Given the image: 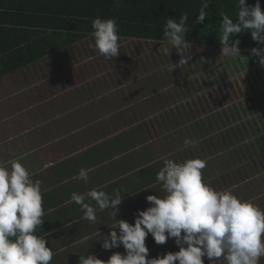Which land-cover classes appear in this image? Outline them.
Listing matches in <instances>:
<instances>
[{"label": "crops", "instance_id": "0c3cea01", "mask_svg": "<svg viewBox=\"0 0 264 264\" xmlns=\"http://www.w3.org/2000/svg\"><path fill=\"white\" fill-rule=\"evenodd\" d=\"M6 5L5 1L0 0V10L3 9L5 13L8 12L4 8ZM8 25L10 24L0 21V27ZM90 37L92 36L80 39L17 71L48 60L55 61L56 57L62 58L56 62V66H60L70 59V55L58 53L64 51L71 54V49L76 44ZM17 71L0 78V163L22 158L21 162L30 172L31 178L42 181L45 223L39 232L42 235L45 232L51 233L47 238L49 246L56 253L51 264H78L79 256L88 251L103 260H107L113 252L123 254L125 250L122 246L106 251L101 247V242H98L103 235L109 233V227L116 228L118 220L113 218L109 210H98V222L91 224L82 218L80 206L70 202L71 194H83L92 188L109 194L114 189H122L125 194L117 218L134 222L136 211L150 206L145 199L147 195L157 194L163 197L166 194L162 182L156 180V174L168 159L183 162L189 158H206L207 167L203 170V175L212 187L217 190L231 189L237 196L251 198L264 209V112L261 113L260 109L257 110L259 115L256 113L258 116L255 124L243 122V128L241 124L237 130L241 132L242 129H248L249 133H254L260 131L261 126L262 133L250 134L252 137L249 139H233L228 143L232 145V154H226V151H218L217 154L213 147L219 149L229 146L227 141L219 139L217 142L213 136L205 137L206 140H195L197 133L223 130L221 117L225 116L219 113L214 120L215 117H211L214 107L209 110L206 105L212 114H208L210 117L207 123H202L193 106L186 101L185 106L179 109L181 112L177 110V114H168L175 124L166 116V120L162 122L157 120L156 129L152 126L150 128L149 123L140 124L141 119L135 125L118 127L114 118L118 114L103 116L98 108H50L45 113L47 118H39L37 116L43 115L36 116L18 105L7 108L3 103V99L9 97H22L20 92L29 87L26 82L24 89L20 90L23 84L17 82V87L12 88L13 90H4V80ZM199 96L201 100L204 99L202 95ZM95 98H98V93L94 94ZM186 99L187 96H184L180 100ZM212 104L211 99L210 105ZM129 108L130 106L121 107V112L127 114ZM31 114L35 118L30 117ZM180 133L186 139L192 137L190 141L195 143L188 147L184 143L177 145L176 135L179 137ZM251 143L258 155L245 158L243 149ZM232 165H238L240 170L230 167ZM81 168L90 169L88 184L76 178ZM144 189L149 190L141 191ZM85 202H89L88 198ZM84 237L88 239L85 243H80ZM146 245L150 258L179 250L174 240L169 239L166 244L157 245L151 235L147 237ZM204 260L205 264H210L207 258ZM216 264L226 262L218 260ZM259 264H264V257Z\"/></svg>", "mask_w": 264, "mask_h": 264}, {"label": "clouds", "instance_id": "9594fccd", "mask_svg": "<svg viewBox=\"0 0 264 264\" xmlns=\"http://www.w3.org/2000/svg\"><path fill=\"white\" fill-rule=\"evenodd\" d=\"M211 0H201L196 15V24L208 17ZM119 8L121 0H113ZM235 17L221 11L219 43L221 55L240 61L257 58L264 67V9L260 0L249 4L248 0H235ZM188 14L179 20L168 18L163 28V37L172 49H190L186 39ZM95 43L92 47L105 59L111 60L120 55V27L117 18H94L91 23ZM249 32L252 40L259 45L250 49L249 55L241 54L238 34ZM171 50L164 48V54ZM192 59L180 55L177 63L170 62L168 71L182 69ZM200 61L205 63L201 58ZM195 141L185 140V147ZM22 158L0 163V264H51L56 253L49 246L48 235H42L45 221L42 181L33 180ZM10 164V167H9ZM207 167L206 158H189L183 162L168 159L156 174L162 182L165 195H147L146 209L137 210L134 222L118 219L123 202L122 189H114L111 194L92 188L86 193L72 192L70 202L80 206L83 219L91 224L98 222L97 211L109 210L118 220L115 229L110 228L103 235L101 247L106 251L124 248L107 259L89 253L79 256L78 264H210L224 261L226 264H259L264 257V209L253 202L237 196L231 189L217 190L205 179L203 170ZM90 169L81 168L77 179L89 183ZM144 189L141 191H147ZM139 193V192H138ZM88 198L89 202H85ZM95 203H92V202ZM151 235L157 245L174 240L178 251H168L150 258L146 245ZM87 237L81 239L85 243Z\"/></svg>", "mask_w": 264, "mask_h": 264}, {"label": "rangeland", "instance_id": "374dc122", "mask_svg": "<svg viewBox=\"0 0 264 264\" xmlns=\"http://www.w3.org/2000/svg\"><path fill=\"white\" fill-rule=\"evenodd\" d=\"M94 43V38L90 37L76 44L71 54L58 53L70 55V59L60 66H56V62L62 58L56 57L55 61L48 60L7 77L2 86L4 90L16 88L17 82L23 84L20 90L24 89L26 82L29 87L20 92L22 97H9L3 99V103L7 108L18 105L36 116L43 115L37 116L39 118H47L45 113L50 108H98L103 116L118 114L114 117L118 127L135 125L141 119L140 124L149 123L150 128L156 129L158 121L166 120V116L169 118V113L181 112L179 109L189 101L188 105L193 106L202 123L209 120L212 107L214 113L211 117H217L219 113L224 115L220 116L221 126L223 130H233L230 131L232 139H249L252 137L250 134L262 133L261 126L260 131L254 133L242 129L238 131L239 137L235 132L239 125L242 124L243 128V122L255 124L258 109L264 112L263 69L253 57L247 64L246 59L236 61L222 56L219 46L191 43L190 49H172L165 41L122 38L120 55L107 60L92 47ZM164 48L171 50L169 56L164 54ZM189 52L192 56L189 65L176 68L172 73L168 71L170 62L177 63L180 55H188ZM249 52V49H241L244 56ZM201 58L205 63L200 61ZM95 93H98V98L94 99ZM199 95L204 99L201 100ZM184 96L187 99L181 101ZM128 106L127 114L121 112V107ZM35 115L30 117L35 118ZM179 137L176 135L177 145L186 140L181 133ZM228 145L213 148L217 154L218 151L230 154L231 144ZM251 145L254 144H247L243 149L245 158L258 155ZM230 167L240 170L238 165Z\"/></svg>", "mask_w": 264, "mask_h": 264}, {"label": "trees", "instance_id": "16d2710c", "mask_svg": "<svg viewBox=\"0 0 264 264\" xmlns=\"http://www.w3.org/2000/svg\"><path fill=\"white\" fill-rule=\"evenodd\" d=\"M3 1L8 12L0 10V21L10 25L0 27V78L91 36V23L97 16L101 19L117 18L123 39L167 42L163 37L166 20L178 21L187 13L188 42L221 47L219 13L223 11L234 18L236 12L235 0H211L208 17L203 23L196 24L201 0H121L119 8L113 6V0ZM260 2L264 9V0ZM248 3L254 4L255 0H248ZM238 38L241 39L240 49L259 46L249 32L238 34ZM253 58L260 65L257 58ZM261 68L264 74V67ZM230 131L233 130L200 132L195 140H206L205 137H216L219 133L215 140L219 142L221 139L228 144L233 141ZM235 132L239 137L238 130Z\"/></svg>", "mask_w": 264, "mask_h": 264}]
</instances>
